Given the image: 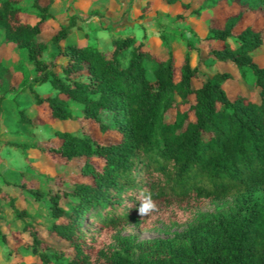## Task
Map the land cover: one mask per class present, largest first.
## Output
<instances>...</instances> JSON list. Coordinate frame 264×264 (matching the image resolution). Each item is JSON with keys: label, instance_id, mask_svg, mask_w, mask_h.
<instances>
[{"label": "trees", "instance_id": "16d2710c", "mask_svg": "<svg viewBox=\"0 0 264 264\" xmlns=\"http://www.w3.org/2000/svg\"><path fill=\"white\" fill-rule=\"evenodd\" d=\"M161 1L179 4L177 15L190 6ZM202 1L190 9L193 18L206 15L205 34L196 36V44L185 42L195 52L192 61L187 50L176 59L166 38L160 48L132 33L111 36L109 48L64 41L75 14L53 26L52 0H0L2 41L25 50L34 73L15 87L12 69L0 62V87L13 95L30 91L52 124L73 123L55 129L57 141L47 146L7 142L50 153L58 166L46 177V190L6 180L21 193L0 191L22 222L8 230L0 224L8 264H264V63L254 57L264 49V0ZM150 4L145 0L141 10ZM223 5L237 9L216 25ZM21 12L34 20L21 19ZM246 13H259L263 25L234 31ZM44 23L55 47L48 60L41 58ZM80 72L83 78L76 76ZM45 81L54 94L35 92L33 86ZM73 103L82 118L77 127ZM101 112L111 122L101 120ZM15 120L34 123L21 108ZM65 166L76 179L63 176ZM141 192L187 212L203 200L232 199L226 208L200 212L170 237L134 241L117 229L141 219ZM26 195L47 198V224L24 220L34 214ZM102 229L115 231L108 242L94 244L93 234Z\"/></svg>", "mask_w": 264, "mask_h": 264}, {"label": "rangeland", "instance_id": "374dc122", "mask_svg": "<svg viewBox=\"0 0 264 264\" xmlns=\"http://www.w3.org/2000/svg\"><path fill=\"white\" fill-rule=\"evenodd\" d=\"M145 0H52L51 12L53 19L51 24H67L70 15L75 14V26L71 27V33L65 40L74 41L77 44L93 43L103 48L110 47V38L113 35L132 33L136 39H142L147 46L160 48L161 39L166 38L171 46L176 59L182 56L184 51H189L192 61H195V52L186 45V41L197 43L196 36H203L206 29V15L193 18L190 9L204 2L202 0H179L189 2L190 6L184 9L180 15L179 4H166L161 0H151V4L144 11L141 6ZM22 2L21 6H25ZM236 5H223L213 20L214 24L221 25L225 15L235 12ZM94 12H100L96 14ZM32 13H19L21 19L34 20ZM205 16V17H204ZM251 25L253 29H259L263 25L259 13H246L242 21L234 28L239 30L244 25ZM48 23L43 24V30L39 39L44 41L46 49L42 52L41 58L48 60L55 51L54 44L49 39L51 29L47 28ZM63 40L59 41L61 44ZM255 59L264 63V49H260L254 54ZM0 62L12 69L11 82L18 87L22 78L29 79L33 76L32 65L26 57L25 50L12 46L2 41L0 33ZM120 62L124 63V60ZM149 67V63L146 64ZM147 75L152 77L149 70ZM83 78L84 73H77ZM35 92L40 95H52L56 90L48 83L33 86ZM14 91L4 90L0 87V191L8 192L11 195H18L20 188L15 182L19 181L23 185L33 186L46 190L47 176L53 175L58 166L52 161L56 157L50 153L46 155L35 147H26L23 151L19 147L9 145L8 141L15 142H37L39 145L47 146L48 142H56L54 130L57 128L71 127L72 121L64 120L59 124L51 123V116L45 105H35L32 93L27 89L14 94ZM182 105L181 108H185ZM21 108L27 116L34 121L33 125L22 124L15 120L16 110ZM75 116L74 124L80 125L82 122L79 105L73 103L71 106ZM100 118L104 122H111L108 112H101ZM76 125V127H77ZM78 129V128H77ZM75 129V131H78ZM16 132H13L15 131ZM48 156V157H46ZM97 163L96 160H94ZM64 177L77 178V174L71 167L65 166L62 170ZM6 180L14 182H6ZM67 183H63L65 185ZM29 202V211L34 213L30 218L24 220L38 221L47 224V198L39 200L24 196ZM231 197H225L214 201L203 200L200 204L194 205L191 212L183 211L175 203L165 204L162 201H153L157 209L148 215L135 217L118 227L119 234L128 235L134 241L153 238L170 237L174 231L181 230L189 223L193 222L202 211H212L226 208L231 203ZM0 208L2 216L0 224L5 229L20 227L22 222L13 217L12 212L0 198ZM99 228H93L94 233ZM115 230H100L93 234L94 244L101 245L108 242ZM13 236L19 238L13 232ZM6 249L0 246V264H8L6 259Z\"/></svg>", "mask_w": 264, "mask_h": 264}, {"label": "clouds", "instance_id": "9594fccd", "mask_svg": "<svg viewBox=\"0 0 264 264\" xmlns=\"http://www.w3.org/2000/svg\"><path fill=\"white\" fill-rule=\"evenodd\" d=\"M139 199L140 204L138 213L140 216L144 217L157 209V205L153 202L150 193L148 195H145L143 192H141Z\"/></svg>", "mask_w": 264, "mask_h": 264}]
</instances>
